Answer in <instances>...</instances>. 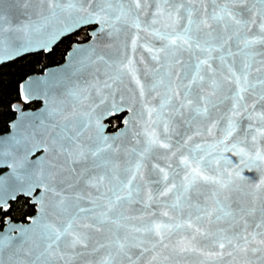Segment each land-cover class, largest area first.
Listing matches in <instances>:
<instances>
[{
  "label": "snow or ice",
  "instance_id": "1",
  "mask_svg": "<svg viewBox=\"0 0 264 264\" xmlns=\"http://www.w3.org/2000/svg\"><path fill=\"white\" fill-rule=\"evenodd\" d=\"M34 2L17 24L0 11V62L97 27L68 53L70 86L49 94L48 73L19 86L27 103L45 85V107L29 117L12 105L19 116L0 134V264H178L193 253L200 264H264V0L23 7ZM125 110V128L108 133L106 119ZM129 135L139 148L118 143ZM20 200L39 205L24 224L10 215Z\"/></svg>",
  "mask_w": 264,
  "mask_h": 264
},
{
  "label": "water",
  "instance_id": "2",
  "mask_svg": "<svg viewBox=\"0 0 264 264\" xmlns=\"http://www.w3.org/2000/svg\"><path fill=\"white\" fill-rule=\"evenodd\" d=\"M36 7V4L35 2L33 3L32 6H30V8L28 9H25L23 7V0H2V2H0V11L3 12V14L7 17L8 21H10L12 24H17L19 23L20 21H23L26 19L27 16L31 15L32 13V9ZM155 10V5H152L151 8L149 9V12L151 11H154ZM144 19H151V16H147V17H144ZM7 26V24H6ZM90 26V25H88ZM93 26L92 29L89 30V36L90 34L95 31L96 29V25L93 24L91 25ZM73 33V32H71ZM71 33H68L66 34L65 36L71 34ZM142 36L145 37V41H142L143 42H146V41H151L153 44H155L156 46H159V41H154L152 40V38L150 36H148L146 33H141ZM64 36V37H65ZM10 37V34L6 33L5 34V38L6 39H9ZM63 37H61L60 39H58L54 44L51 45V49L53 48V46L55 44H57ZM91 38V37H90ZM90 38L85 41V42H82V43H73L71 45V47L67 50L65 56H64V59L62 62L58 63V64H55V65H51V66H48L46 67L42 72L40 73H33V74H30L28 75L25 79H23L20 83V85L28 78V77H33L34 79L35 78H43V74L44 73H48L50 74V79L51 81H53L54 83L50 86H47L48 87V90H49V94H59L63 88L65 86H70V83L73 79H75V74H74V67H75V62L73 61V64L70 66L69 65V62H68V53L71 52L74 48H77V47H88V42L90 40ZM121 39L123 40L124 39V36L122 35L121 36ZM106 44H110L112 43V41H105ZM106 51H109L113 56H116V57H119L120 55H122V50L121 51H116V49H105ZM35 52H38V51H35ZM44 52H49V51H44ZM29 53H33V52H28V53H23V54H20V55H16L15 58H18L20 56H23V55H26V54H29ZM4 55H7V53H3ZM143 56L144 58V62L148 63V64H151V61L149 59V54L147 53V51L143 48H138L137 49V53H136V59L139 63V60H140V57ZM14 58V59H15ZM77 59L80 58V55L77 54L76 56ZM185 59H187V56H185ZM12 59H8V60H5L3 62H0L1 63H4V62H7V61H10ZM139 66L141 68H143V64H139ZM141 75H143V73H141ZM85 78H88L87 75H83L81 76V79H85ZM125 84L127 85L128 84V81L125 80ZM36 88V92H37V95L31 99L29 102L27 103H31V102H39V105L35 108H24L23 107V103H25L23 100L22 102H15L13 105H20V107L22 108V110L29 114V117H32L33 114H39L45 107V104H44V100H43V97H42V93L45 91L46 89V86L45 85H38V86H34ZM125 95H128L127 92L124 93ZM228 107V104H225L223 105L219 112H214L213 113V118H218L219 115L221 113H223ZM120 114H123L122 118H121V122H120V125L114 129V130H108V127H109V123L107 122V119L110 118L108 117L105 121L106 125H107V131L108 133L110 134H115V133H118L122 128H125V124H124V121L127 120V119H130L131 117V114L128 112V111H117L115 113V115H120ZM113 115V116H115ZM19 116V112L15 111V117L9 122V128L7 131L3 132V133H0V134H8L10 131H12V129L10 128V125L13 121L17 120ZM246 123V122H245ZM139 130V129H138ZM141 141L143 140V137L141 136L140 137ZM118 143H122L123 147L124 148H132V147H137L139 148L138 145L135 144V142L133 141L131 135H129L128 137H125V138H122L121 141H118ZM128 159V157L124 154V152H121L119 154V157H118V160L119 162L121 163V165L123 166L124 164V161ZM2 169V171L0 172V175H3L5 172L9 171V169L7 168H0ZM146 172V176L148 178H151V179H155L156 177L154 175H152L148 169L145 170ZM246 175H251V176H255V173H245ZM156 186H153V188H155ZM244 197V194L243 193H235L234 194V199H241ZM142 206L140 204H133L130 206V210H129V214L130 215H138L139 212L138 211H134V210H137V209H140ZM34 212L30 215H37L38 213V210H39V205H34ZM153 210L155 211H163V209H158L155 205L153 206ZM16 222V221H15ZM16 223L18 224H24V223H27V221H24V222H21V221H17ZM5 227V225L3 224V226L0 228V230H2L3 228ZM179 238V235L174 237V239H178ZM200 246H203V244H201ZM103 250H101V252L97 255V258H100L101 256H103ZM202 260V257L199 256V254H196V253H193V254H189L187 256H184V257H181V258H178V264H200V261Z\"/></svg>",
  "mask_w": 264,
  "mask_h": 264
},
{
  "label": "trees",
  "instance_id": "3",
  "mask_svg": "<svg viewBox=\"0 0 264 264\" xmlns=\"http://www.w3.org/2000/svg\"><path fill=\"white\" fill-rule=\"evenodd\" d=\"M75 36V33H71L63 37L49 52H33L0 64V133L8 130L9 122L15 117L12 105L22 102L19 88L21 81L30 74L40 73L46 67L62 62ZM22 104L24 108H34L39 102ZM122 116L109 118L111 130L120 125ZM33 212V205L20 200L10 215L12 219H22ZM2 226L3 222L0 221V228Z\"/></svg>",
  "mask_w": 264,
  "mask_h": 264
},
{
  "label": "flooded vegetation",
  "instance_id": "4",
  "mask_svg": "<svg viewBox=\"0 0 264 264\" xmlns=\"http://www.w3.org/2000/svg\"><path fill=\"white\" fill-rule=\"evenodd\" d=\"M93 28V26H85L82 30H78V31H75V32H73V33H75V39L73 40V42H72V44L73 43H82V42H85V41H87L89 38H90V36H89V30L90 29H92ZM71 44V45H72ZM71 47V46H70ZM35 102V101H34ZM39 105V104H38ZM37 105V106H38ZM36 106V107H37ZM27 108H29V107H27ZM31 108V107H30ZM35 108V107H34ZM121 115V114H120ZM112 117V116H111ZM110 117V118H111ZM109 118L107 119V122L109 123ZM118 127V126H117ZM116 127V128H117ZM115 128V129H116ZM108 130H110L111 131V129H110V123H109V127H108ZM112 130H114V129H112ZM2 171V169H0V172ZM33 207H34V205H33ZM35 210V209H34ZM32 214V213H31ZM31 214H27L24 218H22V219H13V221H21V222H24V221H26V217L27 216H30Z\"/></svg>",
  "mask_w": 264,
  "mask_h": 264
}]
</instances>
